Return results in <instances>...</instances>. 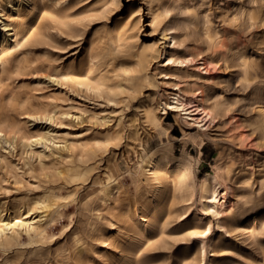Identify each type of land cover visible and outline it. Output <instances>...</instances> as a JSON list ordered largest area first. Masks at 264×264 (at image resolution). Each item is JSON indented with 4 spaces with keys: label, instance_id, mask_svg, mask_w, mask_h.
I'll list each match as a JSON object with an SVG mask.
<instances>
[{
    "label": "rangeland",
    "instance_id": "1",
    "mask_svg": "<svg viewBox=\"0 0 264 264\" xmlns=\"http://www.w3.org/2000/svg\"><path fill=\"white\" fill-rule=\"evenodd\" d=\"M105 1L65 0L63 6L66 10L48 13L44 19H39L41 14L36 12L33 23L46 25L52 34L47 39V50L35 47L31 52L30 58L33 65L37 66L36 70L16 74L13 80L0 81V109L4 111L7 120L3 126V137H10L15 144L10 155L0 143V154H6L10 162L7 168L0 167V196L7 198L26 192L36 196L33 192H39L40 189H34V186L46 185L45 173L54 178L55 183L60 184L57 192L66 194L71 191L70 197L60 199L54 210L48 214L42 237L29 242L26 235L22 234L21 243L9 250V255L16 254V264H57L55 261L48 262L41 255L48 250L53 252L54 249L64 247L70 252L73 228L86 233V223L92 218V214L81 207L79 202L97 188L98 184L92 180H100L105 174H111L127 189H133L129 173L135 166L136 153L142 147L152 149L161 144L190 164L196 190L191 209L186 212V216L174 218L172 210L179 214L184 209L179 201L180 193L174 190L171 176L167 183V192L163 199L155 204L146 222L131 225L130 229H127L131 237L125 242L126 247H133L136 253L145 256L149 264H202L197 253L198 239L187 234L197 229L194 226L197 222L195 216L202 213L196 200L199 177L210 171L228 183L232 195L220 214L224 228L217 229L214 218L208 216L212 220L211 234L214 235V240L213 251H206L205 264L260 262L264 255V4L259 0L260 5L257 7L263 11L262 18L249 23L241 15L243 10L253 7L249 0H153L155 11L159 12L162 5L167 6L169 10L160 21L158 19L156 24L152 25L144 0H119L117 6L112 7L107 19L99 13ZM2 5L3 12L13 17L18 10L27 6L26 0H2ZM10 6L14 8L11 9ZM42 6L52 12L56 10L49 0ZM139 7L141 10L137 12ZM138 15L141 17L139 40L157 41L156 52L148 67L149 77L143 82L140 90L129 88L125 76L117 68L121 60L114 54L107 56L93 73L103 75L107 88L115 89L117 83L122 84V90L111 96L115 104L103 102L100 98L87 96L59 84L54 76L48 78L47 75L53 72V68H58L74 50L73 45L76 42L83 44V38L78 40L66 34H56L54 27H51L54 26L51 20L57 21L66 16L77 22L79 27L84 26L86 39H96L105 28L111 27L115 20L118 27L122 21L129 17L135 20ZM205 17L209 22L205 21ZM188 19L195 21V30H192L193 26L181 30L175 28L176 24L183 27ZM202 24L219 32L220 41L217 44L207 45L202 35ZM167 25L173 26L175 31L180 33V39L186 36L185 32L188 33L189 45L197 46L203 55L209 56L210 63L205 72L197 68L199 60H193L186 65L184 62L165 61L162 55H157L163 45L161 33ZM103 43L107 48L111 46L110 41L103 40L101 44ZM238 57H245L256 65L249 83L242 78ZM21 58L22 53L18 51L16 59ZM83 77V74L79 76ZM4 82L10 83L7 88L17 96L9 94ZM175 83L185 85L188 90L187 97L191 103L186 107L189 109L194 108L192 104L197 103L199 98L213 109L216 108L214 121L203 133L187 125L177 112L171 110L161 113V109H156L160 119L152 123L144 119V109L149 106L157 108L158 100H164L165 93L173 91ZM52 96L56 98L51 100ZM52 107L57 115L66 114H59L55 127H49L48 130L44 123L37 124L23 117L22 112L25 110L41 112ZM79 111H82L84 123L74 125L77 119L73 114ZM91 112H96L99 116L93 117ZM103 114L109 118H113L114 114L122 115L119 125L121 137L101 141L98 145L94 139L88 137L84 139L83 146L66 153L70 154L65 158L66 162L76 160L81 154H90L89 171L83 175L81 181L65 182L63 178L53 176L55 169L52 157L46 156L50 148L44 149L43 143L38 142V136L30 137L27 140L29 145L25 146H22L23 140L17 137L22 132L35 134L37 129L44 136L55 132L65 135L66 132L77 131L82 126L101 130L106 127L102 124ZM17 123L21 126L19 133ZM53 146L60 147L62 142H56ZM29 150L45 155L42 158L44 169L40 168L37 157L31 159V173L25 166L22 170L15 166L22 165V155H25V152L21 151ZM27 188L31 190L27 191ZM31 197L27 213L26 209L18 212L0 209V223L8 226L17 220V215L20 216L19 220L34 216V220L45 221L43 204H34ZM122 232L123 229L112 234L115 243L121 242ZM105 249L109 250V247ZM94 256L96 257L97 253H94ZM74 261L69 257L67 263L77 264ZM83 264H87V259H84Z\"/></svg>",
    "mask_w": 264,
    "mask_h": 264
},
{
    "label": "bare ground",
    "instance_id": "2",
    "mask_svg": "<svg viewBox=\"0 0 264 264\" xmlns=\"http://www.w3.org/2000/svg\"><path fill=\"white\" fill-rule=\"evenodd\" d=\"M49 1L53 3V8L56 9L53 12L42 6L48 0H26L27 6L18 10L15 17H13L11 14L3 12L4 8L2 0H0V20L3 17L0 23V33L3 35H0V81L9 80L16 74L37 69V66L32 63L30 54L35 47L47 50L49 46L47 39L52 34L47 30L46 25L34 24L32 20L35 14L37 15L36 12L41 14L39 19H44L48 13H58L66 10L63 6L65 0ZM144 1L147 13L150 14L152 25H155L158 19L160 21L169 10L167 6L162 5L160 11L157 12L152 5L153 0ZM249 1L253 4V7L243 10L241 15L247 22L253 23L262 18L263 11L257 8L260 5L259 0ZM261 1L264 4V0H260V3ZM118 2L119 0H106L103 2L102 9L99 12L101 17L107 19L112 7L117 6ZM10 7L11 9L14 8L13 6ZM140 10V7L136 9L137 12H140ZM140 18V15L135 16V20L129 17L122 21L118 27H116L115 20L114 24L109 28H105L96 39L91 37L86 39L84 37V26L79 27L77 22L66 18V16L64 18L61 17L57 21L51 20L54 23V26L51 27H54L56 34H66L78 40L83 38V44L76 42L73 45L75 47L74 50L70 52L58 68H53V72L47 75L48 78H53L50 76H54L59 84L66 85L87 96L100 98L103 102L115 104L116 102L111 96L122 90V84L120 82L117 83L115 89L107 88L108 86L103 82V75L101 73L94 75L93 73L107 56L114 54L121 60L117 68L125 76L129 88L134 91L140 90L143 82L149 77L148 67L156 52L155 46L157 45L156 40L149 42H141L139 40ZM205 21L209 22V19L205 17ZM202 25L203 39L207 45L213 46L217 44L220 41L219 32L207 25ZM191 26H193L192 30L196 29L195 21L188 19V22L183 24V27L176 24L175 28L181 30L191 28ZM175 28L170 25L163 28L161 33L163 45L158 50L157 55H162L165 61L184 62L186 65L193 60H199V64L196 65L197 68L205 72L210 63L209 56L203 55L201 49L197 46L191 47L189 45L188 33L185 32L186 36L180 39V33L176 32ZM103 40L110 41L111 46L105 47L104 43L101 44ZM18 51L22 53V58L19 60L16 59ZM238 62L243 80L249 83L251 74L255 72V63L245 57H238ZM81 74H83V78H79ZM4 84L5 89L8 90L11 96H17L15 92L7 88L10 83L4 82ZM172 90L165 93L164 100H158L157 108L149 106L144 109L143 117L146 122L152 123L160 119L156 109H161V113L171 110L177 112L187 125H191L203 133L209 124L214 121L217 112L216 108L213 109L211 105L205 104L202 98H199L197 103L192 104L194 108L189 109L186 105L191 103V100L187 97L188 90L185 85L181 86L179 83H175ZM1 97L2 94H0ZM50 98L53 100L56 97L52 96ZM48 104L52 106L50 102ZM82 111L88 112L87 110ZM82 111L73 114L77 119V123L74 125L84 123ZM22 113L23 117L37 124L44 123V127L46 126L47 130L49 127H55L57 118L61 114H66L59 113L60 115H57L53 107L44 109L41 112H28L25 110ZM91 113L93 117L99 116L96 112ZM122 118L121 114L118 116L114 114L113 118L103 114L101 116V119H103L102 124L106 125V127L101 130H93L90 127L82 126L77 131L66 132L65 135L57 134L56 130H54L55 134L44 136L37 129L35 134L30 135L22 132L17 137L23 140L22 146H25L29 145L27 140L30 137L38 136V142L43 143V148H50L46 156L52 157L51 160L55 169L53 176L61 177L65 182H76L81 181L83 175L88 173L90 154L86 153L87 156L81 154L76 160L66 162L65 158L70 156V154L67 155L66 153L69 151L73 152L83 146L84 139L88 137L94 139L97 145L101 141L120 138L119 125ZM6 121L4 111L0 109V143L7 150V154L11 155L15 144L10 137H3L5 134L3 126L6 125ZM16 126L17 132L18 130L20 131V123H17ZM56 142H62V146L54 147L53 144ZM21 152H25V155H22L21 166L15 164L18 169L22 170L24 169L23 166H25L28 172L31 173L33 171L31 159L34 157L38 158L40 168H45V163L42 161L45 155L34 153L32 150ZM6 156V154H0V167L2 168L10 166ZM129 176L133 189H127L118 178L113 177L111 174H105L100 180L93 179L92 181L98 184L97 188L79 202L81 207L92 214V218H89L86 223V233L83 234L73 228L71 230L73 237L70 252H67L66 247L54 249L53 252L48 250L41 255L42 258L48 262L55 261L57 264H68L67 260L69 257L73 258L77 264H83L84 259H87V264H149L145 256L136 253L133 247H126L125 242L131 237L127 229H130L131 225L146 222L155 204L161 201L167 192V183L171 176L174 190L180 193L179 201L182 202L181 207L184 209L179 214L176 213V210L171 212H174V218L186 216V212L191 209L192 199L196 191L193 186V176L190 164L184 158L174 155L161 144L152 149L142 147L136 153L135 166L130 171ZM141 177H143V180H141ZM45 178V186L38 184L34 186V189H40L39 192H33V194H37L36 196L30 195L28 192L23 195L13 194V197L7 196L8 199L6 196L4 198L0 196L1 210L18 212L21 209H26V213L29 212L28 203L30 196H32L31 201L34 204H43L42 208L45 217V221L34 220V216L19 220L20 216L17 215L15 216L17 220L8 226L0 223V264H16V254L9 255V250L21 243V235L25 234L29 242L42 237L48 214L54 210L60 199L70 197L71 191H67L66 194L56 191V189L59 191L61 186L55 183L54 178H50L47 173H45ZM14 183H17V181H14ZM29 189L31 190V188L26 190L28 191ZM231 195V187L215 173L206 171L199 177L196 200L202 213L195 216L197 222L194 226L197 229L189 231L187 235L197 237V253L202 264H205L207 249L210 252L213 251L212 220L208 216L214 218L217 229L224 228V221L220 214L230 201ZM71 222L72 219L70 218L69 224ZM122 229V240L119 243H115L111 236ZM105 247H109V250L105 249ZM103 249L105 251H102ZM94 253H97L96 257ZM250 264H264V255L261 257L260 262L252 261Z\"/></svg>",
    "mask_w": 264,
    "mask_h": 264
},
{
    "label": "snow or ice",
    "instance_id": "3",
    "mask_svg": "<svg viewBox=\"0 0 264 264\" xmlns=\"http://www.w3.org/2000/svg\"><path fill=\"white\" fill-rule=\"evenodd\" d=\"M205 235H207V233H205Z\"/></svg>",
    "mask_w": 264,
    "mask_h": 264
}]
</instances>
